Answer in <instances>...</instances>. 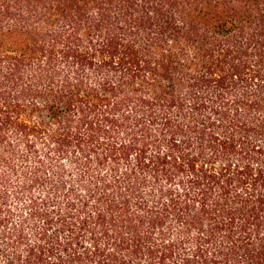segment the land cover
<instances>
[{
  "label": "trees",
  "instance_id": "16d2710c",
  "mask_svg": "<svg viewBox=\"0 0 264 264\" xmlns=\"http://www.w3.org/2000/svg\"><path fill=\"white\" fill-rule=\"evenodd\" d=\"M0 264H264V0H0Z\"/></svg>",
  "mask_w": 264,
  "mask_h": 264
}]
</instances>
